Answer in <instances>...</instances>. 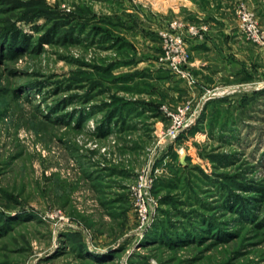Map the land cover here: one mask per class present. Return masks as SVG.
Wrapping results in <instances>:
<instances>
[{
    "label": "rangeland",
    "instance_id": "374dc122",
    "mask_svg": "<svg viewBox=\"0 0 264 264\" xmlns=\"http://www.w3.org/2000/svg\"><path fill=\"white\" fill-rule=\"evenodd\" d=\"M0 264H264V0H0Z\"/></svg>",
    "mask_w": 264,
    "mask_h": 264
},
{
    "label": "built area",
    "instance_id": "2783aa9c",
    "mask_svg": "<svg viewBox=\"0 0 264 264\" xmlns=\"http://www.w3.org/2000/svg\"><path fill=\"white\" fill-rule=\"evenodd\" d=\"M244 15V20L246 21V25L247 28L251 30V28L253 27V23L250 20V14L247 12H242ZM249 23V25H248ZM171 26L173 27H180V25H174L172 24ZM189 30L195 32V30L192 27L188 28ZM171 32L165 31L163 35V46L165 49V55L164 57L160 58L161 61H163L164 63L168 62L170 64V67H178L180 66L182 60L185 58L186 55V50L185 47L182 46V41L179 37L178 34H175V31L172 32V30H169ZM200 110V107L199 109ZM190 123L188 122L186 125H183L182 128H179V132L185 128V127H189ZM177 134V132H176ZM175 135V134H174ZM141 183H139V187L135 190L137 196L140 198L141 203H139V211L142 213L144 211V200H142V196H141ZM145 212V211H144Z\"/></svg>",
    "mask_w": 264,
    "mask_h": 264
},
{
    "label": "trees",
    "instance_id": "16d2710c",
    "mask_svg": "<svg viewBox=\"0 0 264 264\" xmlns=\"http://www.w3.org/2000/svg\"><path fill=\"white\" fill-rule=\"evenodd\" d=\"M15 35V41L16 40H18V39H24L25 37H23V36H21V35H16V34H14Z\"/></svg>",
    "mask_w": 264,
    "mask_h": 264
},
{
    "label": "crops",
    "instance_id": "0c3cea01",
    "mask_svg": "<svg viewBox=\"0 0 264 264\" xmlns=\"http://www.w3.org/2000/svg\"><path fill=\"white\" fill-rule=\"evenodd\" d=\"M210 70V69H209Z\"/></svg>",
    "mask_w": 264,
    "mask_h": 264
}]
</instances>
